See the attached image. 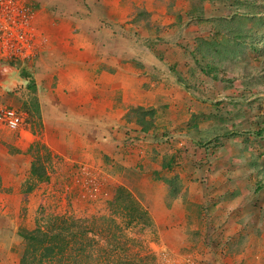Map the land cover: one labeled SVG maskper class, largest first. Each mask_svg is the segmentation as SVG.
Segmentation results:
<instances>
[{
  "label": "trees",
  "instance_id": "obj_1",
  "mask_svg": "<svg viewBox=\"0 0 264 264\" xmlns=\"http://www.w3.org/2000/svg\"><path fill=\"white\" fill-rule=\"evenodd\" d=\"M224 3H233L228 16H221L217 11ZM150 7L146 10L142 3L132 1L127 6L125 17L129 23L141 21L148 31V37L142 39L140 46L144 45L148 49L160 46V54L153 53L160 66L154 67L153 71H146L138 59L132 57L131 63L138 68V77L146 80L142 85L143 89L157 95L163 89H178L186 96L187 103L192 104V109L180 128V136L189 144L190 151H182L176 142L168 138V127L163 126L160 132L154 127L156 115L165 109V104L140 101L122 106L124 112L118 127L121 130L132 128L134 133L143 134L146 138L149 145L143 148V155L147 166H141L134 160L131 167H126L124 161H114L100 152L101 168L111 176L119 174L121 181H124V175L133 173L143 182V186H148L150 181L164 185L162 204L168 210L165 226L172 235L181 234L185 237L186 246L181 254L188 256L191 253L196 258V254L201 252L206 243L201 240V235L225 233L227 239L224 237L222 244H209L219 245L221 255H228L229 261L244 264L246 257L242 255V251L252 236L239 234L237 230L224 226V223L230 225L228 222L232 220V211L241 194L240 190L235 187L229 192L213 195L207 201L196 192L197 184L203 183L206 178L198 180L181 174L184 172L185 162L192 166L189 174L202 173L209 162L219 158L220 151H227L232 153L229 157L236 158L239 162L245 160L242 164L246 170L242 167L240 171L228 172L233 171L245 190L251 192L250 200L251 195L264 187V162L260 158L262 154L255 153V147L264 139V119L256 122L252 130H239L234 128L232 118H228L230 114L241 118L243 105L250 111L254 107L261 111L264 109V97L257 96L260 91L264 92V0H153ZM206 7L209 14L203 16ZM163 14L170 17V22L164 27L160 20ZM191 26H194V35L185 31L186 27ZM9 65L18 68L13 63ZM180 65L184 66L186 72L187 68H191L189 78L186 79L181 72ZM21 75L23 76L22 72ZM214 82H218L220 86L224 83H237L238 91L249 94L231 97L223 102L221 90L213 89ZM259 87L262 90H258ZM26 89L29 93L28 106H24L23 110L39 121L38 104L30 78L27 79ZM227 103L231 106L228 112L224 111ZM226 125H230V129H225ZM136 138H129L125 133L121 142L129 141L141 146L142 140H135ZM249 138H252V142L246 143ZM224 140L228 141V149H225ZM150 144H154L152 149ZM22 154L28 155L30 161L26 181L20 183L19 192L29 194L38 184L47 180L46 167L50 151L44 144L33 141ZM228 172L226 174L230 175ZM141 178L144 180L141 181ZM142 192L139 189L130 191L122 185L117 187L112 206L115 207L116 214L125 219V225L147 217L145 208L137 200V195L139 198L143 196ZM248 201L249 211L232 223L241 227L248 215H257L258 219L264 217V209L257 208L256 212L254 208L257 204ZM92 220L89 227L86 219L54 216L45 224L44 229H36L35 234L19 229L16 237L21 252L16 264H41L42 260L68 264L70 252L83 257L85 248L89 245L86 243L91 240L87 233L95 234L93 223L96 219ZM98 220L111 225L114 223L101 217ZM114 228L118 227L114 225ZM258 230L252 227L249 233L257 234ZM108 243L113 245L112 250L120 253L124 251L122 243L120 245L115 239ZM102 264L147 263L139 259L129 260L125 256H115Z\"/></svg>",
  "mask_w": 264,
  "mask_h": 264
},
{
  "label": "crops",
  "instance_id": "obj_2",
  "mask_svg": "<svg viewBox=\"0 0 264 264\" xmlns=\"http://www.w3.org/2000/svg\"><path fill=\"white\" fill-rule=\"evenodd\" d=\"M28 1L35 9L34 26L45 37V45L34 59L20 64V71L0 63V107L16 97L23 109L28 106L26 83L30 78L38 104L41 144L65 156L72 149L67 137L91 130L96 137L93 145L98 156L101 152L114 161L130 160L126 165L131 167L134 160H128L123 150H119L121 134L115 128L118 125H114L120 123L122 106L140 101L163 102L162 95L166 94L163 89L159 95L153 94L151 100L127 101V86L129 91L137 86L132 81L133 68H138L131 59H138L144 70L153 71L160 66L153 53L160 54L161 48L140 46L148 31L141 21L129 23L125 15L132 1L142 3L149 10L153 0L149 4L147 0ZM139 78L142 79L140 91L147 95L149 90L142 88L146 80ZM33 141L39 138L29 130L11 132L0 123V264L17 263L19 241L12 216L19 212V198L23 196L19 185L30 161L29 157L25 163L28 155L22 152ZM149 184L151 191H143L141 198L149 208H159L163 205L165 187L152 181ZM155 187L162 189L160 194L155 195L152 189ZM163 209L166 210L164 206Z\"/></svg>",
  "mask_w": 264,
  "mask_h": 264
},
{
  "label": "rangeland",
  "instance_id": "obj_3",
  "mask_svg": "<svg viewBox=\"0 0 264 264\" xmlns=\"http://www.w3.org/2000/svg\"><path fill=\"white\" fill-rule=\"evenodd\" d=\"M147 1L148 4L151 2V0ZM231 5H233V3H224L220 5L217 9L218 13L221 16H228L231 12ZM208 14L209 9L206 7L203 11V16ZM160 20L164 27L170 22V17L163 14ZM185 31L191 32L193 35L196 34L194 26L186 27ZM180 67L186 79L189 78L191 68H187L186 72L183 65H180ZM130 68L133 67H129L128 73L130 72ZM16 69L20 71L19 67ZM138 73L139 71L133 68V76L135 77L134 81H132V85L134 86V84H136V88L134 87L129 91L130 86H127V101L130 103H134L136 98L151 100L154 94L149 90L147 95H143L140 91L142 79L136 77ZM218 88L223 94V102L227 101L225 99L231 97L249 94L238 91L236 89L237 83H224L223 86H220L218 82H214L213 89L216 90ZM258 90H262V88L259 87ZM164 91L166 95H162L164 100L162 103L165 104V109L159 111L156 115L154 127L158 132L161 131L163 126L168 127V133L170 134L168 138L176 142L175 144L181 147L182 151H190L189 144L180 136V128L187 118V113L189 110L191 111L192 104L187 103L186 96L178 89L173 91L165 89ZM12 92H14V90ZM257 96L264 97V92L260 91ZM17 98L18 97L12 100L11 103L5 104L0 108H11L20 113L23 122L15 131L17 132L22 129L29 130L35 137L39 138L38 142L40 143L41 137L39 135V124L37 123V119L31 116L29 117L27 112L21 107L20 99L17 100ZM251 99L252 97H250V100ZM229 110H231V106L227 103L224 111L228 112ZM242 112L243 116L241 118L232 117V114L228 116V118L231 117L232 122L235 123L234 128L239 130L244 128L252 130L255 128L256 122L264 119V109L261 111L259 108L254 107V110L250 111L247 106L243 105ZM114 125L117 126L119 124L116 123ZM115 128L118 129L119 127L117 126ZM224 128L230 129V125H226ZM125 133L129 138L137 137L138 139L136 138L135 140H142V144L139 146L129 141H123L120 143L121 146L119 150H123L128 160L131 158L137 161L139 165L147 166V161L143 155V148L149 145L146 142V138L143 134L134 133L132 128L128 127L126 130H121L119 128L118 134H121L119 136L120 141ZM94 136L91 130H87L86 132H80L79 135L67 137L66 142H69L72 149L69 151L71 153L65 154V156L58 154L55 148L49 150V162L46 167L47 180L38 184L31 193L23 194V196L19 198V212L17 215L12 216L13 223L16 225V234L19 229H25L28 234H35L36 229H44L45 224L54 216L65 219H86L88 221L87 226L89 227L91 225L89 223L93 222L92 218H95L96 220L93 223L95 234L87 233V237L91 238V240L86 243L89 245L86 246L84 254L82 255L83 257H79L75 253L70 252L71 255L68 258V264H102L105 260L112 257L114 258L115 256H125V259L129 260L139 259L147 264H237L235 261H229L228 255H221L222 253L219 245L209 244H213L214 242L222 244V239L227 236L225 233L219 235L221 233L218 234L214 232L210 233V235H201V240H205L206 243L201 252L196 254V258H193L191 253L188 254V256L181 254V251L184 250V246H186L184 242L185 237L181 234L172 235L171 232L168 231L165 226L167 222V213L166 210L163 209V205L159 208H149L137 194V200L145 208L147 217L143 220L134 221L129 225H125V219L116 214L115 207L112 206V199L116 193L117 187L122 185L134 192L136 189L151 191V186L149 183L148 186H143V182L141 183L139 181L140 179L138 180L134 174L124 175V181H121L119 174L111 176L106 173V171L102 170L100 158L93 145L94 141H96V137ZM179 139L180 141H178ZM224 142L225 149H228V141L224 140ZM247 142H252V138H249L246 143ZM153 147L154 144H150V148L152 149ZM255 149L256 154H262L260 158H262L264 162V139ZM229 154L231 155L232 153H228L227 151L222 153V151H220L218 153L219 158L209 162V165L204 167L202 173L194 172L193 174H189L191 164L185 162L183 166L184 172L181 176L192 177L198 180L199 178H206L203 183L199 182L197 184L196 192L200 198L206 199L207 201L210 200L213 195L217 196L229 192L235 187L240 190L241 194L238 197L237 204H235V209L232 211V220L228 222L230 225L224 223V226L231 230H237L236 232L239 234H249L252 236L248 239L245 249L243 251L241 250L243 253L242 255L246 257V262L244 264H264V217L258 219L257 215H248L241 227L232 223V221L234 222V220L249 211L246 202L248 200L250 203L254 201L257 204L254 208L256 212L257 208L264 209V187L255 195H251L252 199L250 200L249 194H251V192L245 190L243 184L236 177V174L233 173V171H240L242 167L243 170H246V167L242 164L245 160L239 162L236 158L229 157ZM28 161L29 156L26 157L25 163L27 164ZM129 161L123 163L124 166L127 167L126 164H129ZM181 161L183 160L181 159ZM25 168H27V165H25ZM212 168H214V170ZM230 170L233 171L229 173L228 171ZM226 172L230 175L226 174ZM23 176L24 179L22 182L26 181V175ZM143 180L144 178H141V181ZM152 189H154L155 195L160 194L162 190L159 187ZM99 217L104 220H111L114 223H112V225L111 223L107 224L106 221L101 223L100 220H98ZM113 224L118 228H114ZM252 227L259 229L257 234L255 232L249 233V229ZM229 233L230 235L232 234L230 231ZM113 239L120 242V245L122 243L121 246L122 248L124 247L123 252L120 253L117 250H112L113 245L108 242ZM16 248L17 257H19L21 246L19 245ZM41 264L57 263L54 262V260H42Z\"/></svg>",
  "mask_w": 264,
  "mask_h": 264
},
{
  "label": "built area",
  "instance_id": "obj_4",
  "mask_svg": "<svg viewBox=\"0 0 264 264\" xmlns=\"http://www.w3.org/2000/svg\"><path fill=\"white\" fill-rule=\"evenodd\" d=\"M34 17L35 9L28 0H0V63L19 67L42 51L45 37L35 29ZM22 122L17 111L0 109V123L8 130H17Z\"/></svg>",
  "mask_w": 264,
  "mask_h": 264
}]
</instances>
